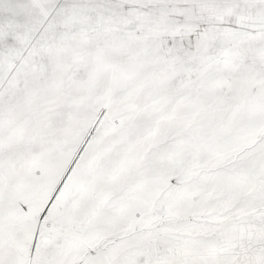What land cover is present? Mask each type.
<instances>
[{"label":"snow or ice","instance_id":"obj_1","mask_svg":"<svg viewBox=\"0 0 264 264\" xmlns=\"http://www.w3.org/2000/svg\"><path fill=\"white\" fill-rule=\"evenodd\" d=\"M0 264H264V0H0Z\"/></svg>","mask_w":264,"mask_h":264}]
</instances>
